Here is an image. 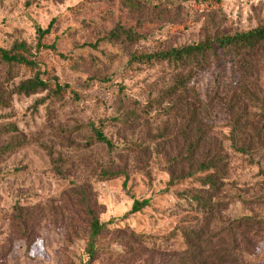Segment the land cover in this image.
Segmentation results:
<instances>
[{
  "label": "rangeland",
  "instance_id": "374dc122",
  "mask_svg": "<svg viewBox=\"0 0 264 264\" xmlns=\"http://www.w3.org/2000/svg\"><path fill=\"white\" fill-rule=\"evenodd\" d=\"M221 9L215 16L228 34L255 29L264 21V0H222ZM211 13V7L196 0H152L144 14L132 15L107 0H0V46L8 49L24 41L35 47L37 28L53 24L45 44L56 42L66 60L42 51L38 61L46 77L70 86L62 100L45 99L47 92L15 96L0 110V264L88 261L87 219L69 201L72 183L91 186L101 205V222L113 221L109 230L115 231L107 232L104 242L113 252L94 264H171L186 249L183 229L205 230L218 237L216 244L224 239L231 247L232 233L243 264H264V226L237 228L236 223L264 221V143L253 154L255 165L229 140L230 109L236 101L241 103L234 115L250 123L258 116L250 95L264 94V59L246 81L228 60L192 79L190 89L207 108L200 112L201 128L212 129L194 158L183 110L177 115L181 105H174L181 97L162 99L174 83V71L165 64H128L130 51L155 53L199 43ZM119 23L144 26L145 40L132 47L103 41ZM31 75L23 72L16 83ZM244 86L250 94L242 93ZM121 112L126 120H119ZM90 124L112 142V152L89 144ZM48 151L68 161L69 180L55 173ZM213 154L219 156L220 172H196L198 162ZM105 164L127 172L126 186L124 177L96 181L94 173ZM171 172L176 180L193 176L171 185ZM209 175L216 187L205 184ZM134 200H149L150 205L126 217ZM16 208L30 218L29 241L21 238ZM131 233L154 240L128 252L117 241Z\"/></svg>",
  "mask_w": 264,
  "mask_h": 264
},
{
  "label": "trees",
  "instance_id": "16d2710c",
  "mask_svg": "<svg viewBox=\"0 0 264 264\" xmlns=\"http://www.w3.org/2000/svg\"><path fill=\"white\" fill-rule=\"evenodd\" d=\"M196 1L212 9V13L207 17V23L204 27L203 40L194 45H185L155 53L130 51L128 61L131 67L137 64L146 67L165 64L176 74L174 83L162 95V99L181 97L174 105H181L176 110V114L181 116L179 110H183V120L188 129V135L191 134V138L188 137V140L191 139L189 142L191 158H194L193 156H195L196 151L201 148V145L206 143L208 133L212 131V129L205 131L201 128L202 118L200 112L207 111V108L200 100L196 90L189 87L197 72L210 69L221 60H228L239 69L243 80L246 81V78L250 75L249 73H252L259 59H264V21L255 29L228 34L219 29V21L217 16H215L222 10V0ZM107 2L109 4L114 2L123 12L126 11L131 15L144 14L147 8L152 6V0H107ZM154 9L157 12H162L157 8ZM52 26L53 24L47 29L37 28V43L35 47L24 41H16L8 49L0 46V110L6 109L15 96L32 97L47 92L48 95L45 99L62 100L68 89H70L69 85H62L57 77H46L47 71L42 69V63L38 61V56L42 51H52L60 58L66 60L65 55L58 53L56 42L52 45L45 44L46 38L52 34ZM143 27L140 24L127 25L119 23L109 31L103 38V41L132 47L145 40V35L142 33ZM90 46L96 48L98 43L97 45ZM23 72H29L32 75L16 83V80L21 77ZM243 92L249 93L245 86L243 87ZM45 99L40 100L38 103H43ZM250 99L259 108L256 120L250 123L234 115V112H237L238 106L241 103L240 100L236 101L230 109V113L233 115H231L229 122L231 130L229 140L236 152L247 155L252 164L256 165L255 161H253V154L258 150V144L264 143V94L250 95ZM118 117L120 118L119 120H126V113L121 112ZM88 130L92 137L90 145L96 143L105 147L110 152L114 150V145L99 127L90 124ZM48 152L53 162L55 173L61 179L69 180L68 168L65 167L68 161L61 157L56 159L52 151ZM219 160L217 154L206 155L198 162L196 172H220ZM194 162V160L188 161L187 164L193 167ZM192 176L193 174L189 173L186 177H178L177 180L185 181ZM94 177L98 182H109L124 177L125 186L129 178L126 171L119 170L114 164L102 165L99 171L94 173ZM175 178V173L171 172V185L177 181ZM204 182L212 187H216L215 185L218 184L217 180H214L213 175L205 177ZM72 185L73 187L68 195L69 201H73L78 210L87 219L88 236L86 238L85 254L88 257V261L81 264H94L112 251V249L106 247L104 242L107 240L106 233H113L115 231L109 230V226L113 221L109 223L101 222V205L95 198V192L91 186H86L85 184L77 185L75 183H72ZM193 199L197 202L200 201L196 196H193ZM149 205V200H134L132 209L127 213L126 217L140 213ZM21 210V208H16L17 220L22 231L21 238L29 241L28 227L30 218ZM236 223L237 228L250 223L264 226V221L253 218L241 219ZM182 237L186 249L183 253L175 255V259L171 264H243L242 258L238 255L237 241L233 240L234 235L232 233L228 237L232 239L233 247L230 244H225L224 239H219V243L216 244L213 240L215 238L218 240V237H211L205 230L183 229ZM153 240L154 237L150 235L131 233L129 238L118 240L117 243L123 244L129 252V250L141 248L145 242ZM128 244L131 246L128 247Z\"/></svg>",
  "mask_w": 264,
  "mask_h": 264
}]
</instances>
